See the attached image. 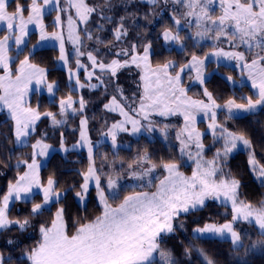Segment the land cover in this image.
Listing matches in <instances>:
<instances>
[{"label": "snow or ice", "instance_id": "snow-or-ice-1", "mask_svg": "<svg viewBox=\"0 0 264 264\" xmlns=\"http://www.w3.org/2000/svg\"><path fill=\"white\" fill-rule=\"evenodd\" d=\"M11 3L12 0H0V28L4 32L0 36V70L3 71V75H0V108L7 109L8 117L13 122L11 132L14 145L28 147L29 139L37 131V122L41 120L39 106L32 107L27 100L30 86L33 83L37 88L45 85L48 93L54 96L57 85L55 82L47 83L46 70L31 63V53L24 56L13 69V58L9 51L14 43L17 55L22 54L21 45L26 44L29 26L34 25L39 30L40 41H59V59L67 65L60 14L71 9H75V18L68 15L67 30L68 40L73 44L77 57L76 68L84 69L87 80L95 77L97 83H81L77 73L71 69L69 81L75 78L76 88H102L105 93L110 86L113 87L114 92L104 108L108 112H118L123 119L114 122L104 133L111 138L112 148L119 147L117 136L120 132L137 135L142 130L154 131L156 122L151 119L152 116L167 118L179 115L184 122L175 137L179 142L178 158L157 162L147 149L138 152L125 169L136 183L124 188L119 183L120 173L115 177L109 174L105 177L106 194L95 166V145L87 134L88 118L83 115L87 102L84 97L74 100L72 95H68L59 100V116L63 119H58L57 114L51 111L44 112L43 116L51 120L53 127L67 123L69 113L81 116L80 138L73 148L87 147L89 163L87 169L79 173L83 182L78 185L75 196L84 204L90 184L94 183L101 211L92 218L77 217L70 224L65 216V208L58 207L50 223L40 225V239L33 247L23 251L26 264H178L171 251L163 249L161 244L177 228H184L181 216L204 209L208 201H219L225 208L230 204L231 219L194 228L192 231L197 238L210 235L229 239L235 250L245 248V254L249 248H264V200L253 204L241 199V181L230 171H224L227 158L243 149L248 154L247 163L251 172L264 186V165L258 161L253 142L246 134L230 131L217 121V110L221 108L227 110V119H232L236 113H253L257 109H264V0H121L125 15H120L118 20L108 15L117 7L113 0L92 5L87 0H65V6H61V0H26L25 3L15 0V7L10 8ZM136 3L150 6L151 11L142 17L148 25L153 23V18L171 7L172 26L165 27L159 34L165 43L177 44L183 51L184 39H192L197 44L211 40L213 50L205 53L203 58L193 53L182 65L173 60L154 64L153 43L145 39L146 31L137 32L129 40L131 29L140 27L138 14L128 11L129 6ZM157 7H160V12L156 11ZM46 10L57 12L54 27L61 30L47 31L44 24ZM93 14L101 21L114 24L110 47L98 35L106 30L104 23L97 24V34L85 28L83 39L77 30L78 22L87 25ZM192 27L195 28L193 35L181 36V31ZM85 39L96 45L93 51L85 53L82 50ZM222 43H226L229 50L220 47ZM121 44L126 46L113 51ZM100 45L108 49L107 53L101 52ZM85 55L90 65L83 64L79 59ZM104 55H112L113 58L105 62ZM209 57H215L218 62L221 59L235 62L241 77L246 76L250 81L254 95L241 97L243 102L240 103L236 98H230L223 105L217 103L206 87L203 89L206 100L188 96L182 83L183 75L186 70L195 72V81L204 85V66ZM96 69H99V74ZM121 70H128L130 74L137 70L135 74L138 80L134 81L137 91L131 97L125 96L124 88L117 83ZM189 79L193 78L190 76ZM226 79L237 83L232 76ZM240 84L244 86V81L241 80ZM77 104L78 108L75 107ZM200 113L209 121L207 128L212 135L213 145L222 141L221 148L216 149L211 159L205 158V134L196 127V117ZM168 128L167 124L160 128L165 140L168 139ZM46 136L45 132L31 143L32 151L28 159H17L16 169L23 165L25 170L18 173L14 183L8 184L7 194L0 200V233L8 232L13 227L23 233L32 226V218L42 215L45 210L50 211V206L61 203L63 194L57 190L58 181L50 175L45 183L40 175L43 165L39 158L48 156L51 148L44 142ZM61 148L68 151L64 147L62 133ZM187 161L194 165L190 175L180 170ZM158 169L161 170L160 174L154 175ZM33 189L42 193L43 202L33 203L28 217L11 219L10 201H30L35 195ZM122 191L127 194L121 198ZM241 223L257 228L261 237L247 248L243 243L247 234L237 230V225ZM16 243L13 239L7 241L8 245ZM197 251L203 257V264H216L203 249ZM185 255H191L190 248H185ZM10 260L11 257L6 258L0 253V264H10Z\"/></svg>", "mask_w": 264, "mask_h": 264}, {"label": "trees", "instance_id": "trees-1", "mask_svg": "<svg viewBox=\"0 0 264 264\" xmlns=\"http://www.w3.org/2000/svg\"><path fill=\"white\" fill-rule=\"evenodd\" d=\"M20 2L25 3L26 0H20ZM87 2L90 5L98 3L102 4L103 0H87ZM113 3L116 4L117 7L111 12H114L116 17L117 13L118 15L125 14V11H122L124 10V8L121 5V0H113ZM145 5L147 4L136 3L130 5L128 11L136 12L139 15L141 13L139 11V8H142ZM147 6L150 9V6ZM14 7L15 0H12L10 8ZM26 14L27 13H25V15ZM54 14L55 11H52L44 17L47 23V29H52L53 27L51 18ZM97 22L109 24L104 21H101L98 16L93 14L92 19L87 24V27H89L90 25H94V27L92 28L93 33L95 32V29L97 27ZM143 22L147 23L146 21H141L140 23H138L140 26L139 29H131L129 40L136 36V32L145 30L142 26ZM167 22L168 21L166 20L163 23H160L159 21L156 23L153 20V23L151 25H146V28H148L149 33L148 36L145 37V39L151 40L153 43L154 54L152 59L154 64L158 62H163L165 60L175 59L178 62V65H181L188 60L191 54H204L212 46L209 43H203L202 45L194 46L190 42V39H185L187 41L185 46L187 47V49L184 48V51H179L175 48L167 49L163 45L162 38L159 36L158 33L160 29L162 30L165 27H171V25L169 26ZM109 25H111L110 28L114 27V24ZM3 34L4 32L1 28L0 36H2ZM80 34L83 39L84 36L82 35V29ZM183 35V31H181V36ZM35 40L36 34L33 32L29 37L28 44L22 51V56L29 55V45ZM111 40L112 35H110V38L107 37L105 41L111 42ZM85 46L87 45L84 44V50ZM89 47L93 50L96 45L93 44ZM99 47L101 48V50H105L104 45H100ZM57 56L58 49L55 47L42 48L31 53L30 60L45 67L47 69V77L49 78V80H56L59 86L57 88V94L55 95V101L48 100L45 94L39 95L34 92L30 104L35 107L39 106L40 112L51 111L59 115L58 100L61 97H67L69 94H73V96H76L78 95V92L73 91L69 88L68 84L66 83L65 70L56 66ZM83 58H86V55L83 56ZM19 60L20 57L16 58L13 61V68L15 67V65H17V62ZM215 67L219 73L227 74L232 77L238 76V73L235 68L226 66L224 64L215 65L212 62L208 63L206 71L212 72ZM204 87H206L210 92L213 93L214 98H216L218 102H224L230 98H236L237 102H243L241 100V97L247 95H254L252 89L247 84L244 83V86L232 87L229 85V82L224 77H222L216 72H212L210 77L205 80ZM109 91L110 90L108 88L107 93H105L102 88H98L90 91L86 90L83 93V97L85 100H87L88 105L87 112L85 113V115L88 116V126H90L91 136L94 140L97 139L100 130L105 128V121L102 118V115H105L108 121L116 120V115L114 113L105 111L104 109V103L106 100L109 99V95L111 92ZM76 121L77 120H70L69 126H73V124L75 125ZM161 121L162 119L157 120L156 123H161ZM11 128L12 122L10 118H8L4 112H1L0 200L5 194L8 184L10 182H15L18 173H22L25 170L23 165H21L20 169H16L15 164L17 162V159H28L30 157L32 151L30 145L40 134L46 132V138L51 141L54 145H59L61 142L59 137V130L61 127L49 128L45 125L43 119L41 122H39L36 133H34L30 138L31 142L29 143L28 147H21L13 144ZM229 129L237 133L243 132L244 134H246L253 142L258 161L264 164V110L261 109L246 115L234 116L232 119H229ZM5 137H8L9 139H5ZM210 137V134H205L203 137V142L208 143ZM123 138H126L129 144L128 147H120L117 150H112L108 144L103 143L96 148L94 158L95 164L98 167H101V171H99L101 179H105V177L109 174L115 177L117 173H120V181L122 183H125L124 181L129 177L125 171V169L127 168V163L131 162V160L137 155L138 152H143L145 149H147L152 159L157 162H159L161 159H163L164 161H168L171 158L179 157L177 156L175 152L176 149L174 148V145L171 143L170 140L164 142L155 138H147L146 136L134 138L130 135L126 137L124 136ZM76 140V132L66 133V137L64 138L65 143L70 144L75 142ZM169 144H171L172 148ZM207 154H209V152H207ZM105 156L107 157L106 159H104ZM9 157H11L10 160L8 159ZM247 160L248 154L244 151H239L229 158V160L225 164V167L227 169V173L230 171L232 176L241 181V198L246 201H250L253 204H258L260 201L264 200V186H261V183L256 180L255 175L250 170ZM104 161L105 165L102 166V163ZM121 162H123V168H121ZM88 163L89 161L84 151H68L65 155H61L59 152H54L50 156V158L41 168V179L46 183L47 178L50 175L53 176L54 179L58 181L57 190H64L65 193L61 198V203L50 206V211L45 210L42 215L32 218V222L39 223L40 221H45L46 223H50V220L55 214V211L58 207L65 208V216L70 224L77 217L87 216L89 218H92L95 215L100 214L101 206L96 199L94 188L90 189L87 202L83 206L78 203L75 196V192L79 190L78 185L83 182L82 177L79 175V173L87 169ZM6 164L10 166H6ZM181 169L188 173L191 168L190 166L183 165ZM123 186L124 188H128L129 185ZM124 194L127 193L122 191L121 198ZM41 200L42 196L37 193L28 202L14 201L9 208V217L11 219H23L25 217H28L31 211L32 204L39 203ZM216 208L218 207H214L212 204H207V207L198 212H195L199 214V224H204L208 221L215 222L219 220L220 216L218 214L213 213ZM192 214H188L187 216H190ZM187 216H181V218L185 219L187 218ZM188 222L192 223V221ZM190 228L187 229V231L189 236L192 238L193 242L197 245V249L200 248L205 250V253L210 258L214 259L216 264H232L231 261L228 260L227 249L224 245L227 243L228 240L218 239L217 237L197 238L196 236H191ZM29 229L30 228H28V230L22 234L17 228L13 227L8 232L0 233V251L1 253H11L12 257L10 260V264H26V261L24 259H20L18 255L24 248L25 243H27V237H25V235L30 231ZM31 235L32 232L30 233L29 237H31ZM256 235H258L257 232ZM9 239H13L17 243L15 245H8L7 241ZM173 242L175 244L176 253L180 256L181 264H203V261L198 251L195 250L196 248L194 249V247L188 242V239L183 236V233H181L180 230L177 231V236L175 237V241ZM185 248L191 249L190 256L185 255ZM247 264H264V257L256 256L252 258Z\"/></svg>", "mask_w": 264, "mask_h": 264}, {"label": "rangeland", "instance_id": "rangeland-1", "mask_svg": "<svg viewBox=\"0 0 264 264\" xmlns=\"http://www.w3.org/2000/svg\"><path fill=\"white\" fill-rule=\"evenodd\" d=\"M61 6H65V0H61ZM146 6H147V5H145L144 7H146ZM144 7L139 8V11H140L141 13H140L139 15H137V23H140L141 21H145V20L142 18L143 15H144L145 13H149V12L151 11V9H149L148 6H147L146 8H144ZM122 11H124V10H122ZM156 11H157V12H160V7H157V8H156ZM181 11H183V9H181ZM50 12H52V11H50V10H46L45 15L49 14ZM171 14H172V9H171V7H169V8H167L166 10H164L163 12H161L160 16L153 18V20H154V22H156V23H157L158 21H159L160 23H163V22H165V21L167 20V21H168V22H167L168 25H169V26H170V25L172 26ZM26 15H27V14H26ZM56 15H57V12H55V14H54V15L52 16V18H51V22H52V24H53V27H52V29H47V31H48L49 33H51L52 31L61 30V29H56V28L54 27V18H55ZM60 15H61V20H62V31H63L64 38H65V52H66V54L68 55V62H67V65H65V63L59 59V56H60V51H59V41H56V40H45V41H40V38H39V30H38L34 25H30V26H29V35L25 38V40H26V44H25V45H21V49H22V51L24 50L25 46L28 44L29 37H30L31 33H33V32L36 34V40H35L33 43H31V44L29 45V49H28V50H29V53H33V52H35L36 50H39V49H42V48H47V47H55V48H57V49H58V56H57V58H56V66H57V67H60V68H62V69L65 70V72H66V83L68 84V86H69V88H70L71 90H73V91H77V92H78V95H76V96H73V94H69V95H72V97H73L74 100H78V99L80 98V96H83V95H84V94H83L84 91H86V90H87V91H90V90H94V89H90V88L87 87V86H86L85 88H82V89H80V88H76V86H75V78H73L71 81H69V69H71L72 72L77 73V75L79 76L80 82L83 83V84H86V85L89 84V83L95 84V83H97V81H96L95 77H93V79H92L91 81H88V80H87V77H86L85 70H84V69H79V70H77V68H76V63H75V61H76L77 57L75 56L74 46H73V44L71 43V41L68 40V30H67V17H68V15H72L73 18H75V9H71V10L68 11V12L61 13ZM108 15H111V16H113V17L115 18V20H118V18H119L120 15H125V14H120V15H118V13H117V17H116L115 13H114V12H111V13H108ZM150 18H152V17H150ZM98 23H99V22L96 23V26H97ZM128 23L131 24V21H129ZM44 24H45V26H46V24H47L46 21H45V19H44ZM104 24H105V23H104ZM146 25H147V23L143 22L142 26H143V28H144L145 30H143V31H138V32H140V33H144V32L146 31V37H147L149 31H148V28H146ZM182 25H183V21H182ZM77 26H80V27H81V29H82V35H83V36H84V31H83V30H84L85 28H88L89 30H91V31L93 32V29H92V28L94 27V25H93V26L90 25L89 27H87V25L78 22V25H77ZM110 26H111V25H109V24H105V28H106V30H105L104 32H102V33H98V35H100V36L102 37V39L106 40L107 37L110 38V35H112V32H111V29H112V28H110ZM46 28H47V27H46ZM0 29H1V28H0ZM152 29H153V28H152ZM173 30L175 31L174 28H173ZM162 31H163V29H162V30L160 29L158 33L160 34ZM150 32H152V31H150ZM136 33H137V32H136ZM194 33H195V28H194V27H192L191 29H184V30H183V34H184V35H183L182 37L191 36V35H193ZM94 34H97V33H96V29H95ZM159 36H160V35H159ZM108 41H109V40H108ZM108 41H106V42H108ZM112 41H113V35H112V40H111V42H112ZM130 41H131V40H130ZM162 41H163V39H162ZM190 42H191L193 45H202L203 43H209V44H211V45L213 44V41H211V40L200 41V43L197 44L196 41L190 39ZM108 43H109V47H110V46H111V45H110V42H108ZM186 43H187V41L184 39V44H185V46H186ZM84 44L87 45V46H85V50H84L85 53H87L88 51H93V50L89 47L90 45H93V42L88 41V40L85 39V40H84ZM163 45H164L167 49L175 48V49L181 51L180 46L177 45V44H174V43H165V42L163 41ZM123 46H126V45L121 44V45H119L116 49H113V51H118V50H119V47H123ZM219 46L225 48V50H229V46H228L226 43H222V44H220ZM184 48L187 49V47H184ZM103 50H104V49H103ZM212 50H213V49H212V46H211V47L209 48V50H208L206 53H208V52H210V51H212ZM17 51H18V50H17L15 44L13 43V44H12V47H11V49H10V51H9V55L13 58V61H14L16 58H18V57H20V60H22V59L24 58V56H26V55L22 56V54L18 56V55H17ZM107 51H108V49L105 47V52H103V51H101V52H102V53H107ZM183 51H184V50H183ZM22 53H23V52H22ZM204 54H205V53H204ZM204 54H200V53H198L197 55H199V56H201V58H203ZM188 57H189V56H188ZM103 58H104L105 62H108V61H110V60L113 58V56H112V55H104ZM190 58H191V56L188 58V60H189ZM79 59L81 60V62H82L83 64H85V65H90V61H88L87 56H86V58H83V56H81V57H79ZM20 60H19V61H20ZM170 60H173V61H175V62L178 64V62H177L175 59H170ZM13 61H12V63H13ZM19 61L17 62V65H15V67L18 66ZM30 61H31V60H30ZM209 62H210V63L212 62V63H214L215 65H217V64H224V65H226V66H230V67H233V68L236 69V71H237V73H238V76H237V77H233V80H235V81L237 82V83H235V84H233L232 81H228V80L226 79V77L229 76V75H227V74H223V73H219V72L216 70V67H215V68L213 69V71H212V72H216V73L220 74L222 77H224V78L229 82V85H230V86H232V87H233V86H234V87H235V86H236V87H239V86H241L240 81L243 80L244 83L247 84V85L251 88V86H250V81L247 80V77H246V76L241 77L240 69L235 67V62H229V61H226V60H223V59H221V60L218 62V61L216 60L215 57H209V59L205 61V66H204V76H205V80H206L207 78H209L210 75L212 74L211 71H210V72H207V71H206V68H207V65H208ZM31 63L37 64V63H35L34 61H31ZM184 63H185V62H184ZM37 65H38L39 67H41V68H44V69L46 70V73H47V69H46L45 67H43V66H41V65H39V64H37ZM181 65H182V64H181ZM12 67H13V66H12ZM15 67H14V68H15ZM14 68H13V69H14ZM88 70L91 71L92 69L89 67ZM123 71H124V74H126V75H133L135 78L137 77V79H138V76L135 74L137 70H133V73H132V74H130V73L128 72V70H123ZM96 72H97V74H99V69H96ZM0 75H3V71H2V70H0ZM190 76H191L193 79H189ZM194 77H195V72H190V71L186 70V72H185V74L183 75V78H182V83H183V86L187 89V94H188V96H190V97H192V98H194V99H205V100H206V98L203 96V89L205 88L204 85H200L197 81H195ZM137 79H136V81H137ZM133 80H134V79H132L131 83H132L133 85H135V84H136V83H134L135 80H134V81H133ZM52 82H55V84L57 85V88H58V86H59L58 82H57L56 80L51 81V80H49V78L47 77V83H52ZM111 87H112V86H111ZM252 91H253V93H254V90H252ZM34 92H36V93L39 94V95H40V94H45L46 97H47V99L50 100V101H55V95L57 94V90H56V91H55V95H54V96H51V95L48 93L47 88H46L45 85H40L39 88H37V86L33 83V84L30 86V91H29V93H28V95H27V100H28L29 104H30V101H31V99H32V95H33ZM109 92H110V91H109ZM112 94H113V91L110 92L109 99L106 100L104 104H106V103H108V102L110 101ZM61 98H66V97H61ZM61 98H60V99H61ZM60 99H59V100H60ZM118 99H119V97H118ZM59 100H58V102H59ZM56 101H57V100H56ZM85 101L87 102V100H85ZM217 103L220 104V105H223V104L225 103V101H224V102H218V101H217ZM238 103H240V102H238ZM30 105H31V104H30ZM31 106H32V105H31ZM32 107H35V106H32ZM75 107L78 108V104L75 105ZM87 108H88V105H87V103H86V108H85V111H84V113H83L84 116H86L85 113L87 112ZM104 109H105V108H104ZM126 110H127V109H126ZM257 110H261V109H257ZM257 110H256V111H257ZM262 110H264V109H262ZM105 111H107V110L105 109ZM1 112H4V113L6 114V116L8 117V113H7V109H6V108H0V113H1ZM46 112H48V111H46ZM43 113H44V112H41V114H42V116H41V120L37 122V125H38L39 122H41L42 119H43L44 122H45V125H46L47 127H49V128L53 127V126H52V123H51V120H50L49 118H47V117H44V116H43ZM111 113H114V114L116 115V120H114V121H108L107 118H106V116H105V115H102V118H103L104 121H105V123H104L105 128L102 129V130H100V132H99L98 137H97L96 140H94V139L92 138V136H91V129H90V126L87 125V134H88V137H89V139L93 142V144L95 145V147H94V153H95L96 148H97L99 145L103 144V143L108 144L112 150H117V149L120 148V147H128L129 144H128L126 138H125V139L123 138L124 136L126 137V136H129V135H130V136H132V137H134V138H138V137H141V136H147V137H149V138H153V136L150 135V132H148V131H144V130H142L141 133H139V134H137V135H132L130 132H120V133L118 134V136H117V143H118L119 147L116 148V149H113V148H112V144H111V138L108 137V136H105L104 133L107 132L108 128H109L114 122L119 121V120H122L123 117L120 116L118 112H111ZM246 114H249V113H236L234 116L246 115ZM86 117L88 118V116H86ZM8 118H9V117H8ZM57 118H58V119H63V118L60 117L59 115H57ZM80 119H81V116H80V115L72 116L71 113H69V116H68V119H67V123H65V124H63V125H61V126H57L56 128L61 127L60 130H59V137H60V140H61V133H62V134H63V143H64V147L67 148L68 151H84L86 157L88 158L87 147H83V148H81V147H76V148H73V145H76L77 142L79 141V138H80ZM151 119H152L153 121H155V122H156L157 120H160V119H164V120H165V119H168V121L174 123V125H175V129L172 130V138H171V139L173 140V144L175 145V149H176L175 152H176L177 156H179V142L176 140L175 137H176V132H177L180 128L183 127V123H184V122H183V118H182V116L177 115V116H170V117H167V118H165V117H159V116H152ZM70 120H74V121L77 120V121H76V124H75V127H76L75 129H73L72 126H69ZM217 121H218V123L224 124V125L227 127V124H228L227 121H228V119H227V110H226V109L221 108V109H218V110H217ZM11 122H12V121H11ZM12 123H13V122H12ZM142 123H145V124H146L147 122H146V121H142ZM201 123H203V124H201ZM208 123H209V121L204 117V115H203L202 113L197 114V117H196V127H197L201 132H203L204 134H210V135H211L210 131H209L208 128H207ZM37 127H38V126H37ZM128 127L130 128L131 126L129 125ZM227 128L229 129V127H227ZM229 130H230V129H229ZM230 131H233V130H230ZM67 132H76L77 140H76L75 142H73V143H70V144L65 143L64 138L66 137V133H67ZM233 132H234V131H233ZM43 133H44V132H43ZM43 133H42V134H43ZM42 134H40L36 139L41 138ZM13 139H14V137H13ZM36 139H35V140H36ZM35 140H34L32 143H34ZM30 142H31V141H30V139H29L28 143H30ZM44 142L47 143V144H49V145L51 146V148L49 149V154H48V156H46V157H40V158H39V160L41 161L42 165H44V164L47 162V160L50 158V156H51L54 152H59L61 155H65V154L68 152V151H64V150L61 148V142H60L59 145H54V144H53L51 141H49L46 137H44ZM204 144H205V158H206V159H211V158L213 157V155H214L216 149H217V148H221V146H222V141L219 142V143H216L215 145H213V138H212V135H211V137L209 138L208 143H204ZM169 145H170V147H171V144H169ZM16 146H19V145H16ZM171 148H172V147H171ZM193 151H195V150L193 149ZM239 151H244V150H243V149H240V150H238V151L232 153V154L227 158V161L229 160L230 157H232L234 154H236V153L239 152ZM207 152H209V154H207ZM244 152H246V151H244ZM246 153H247V152H246ZM186 159H187V158L185 157V160H186ZM227 161H226V162H227ZM260 164H261V165H264V164H262V163H260ZM104 165H105V161L102 163V166H104ZM184 165H186V166H190V168H191L190 171L187 173V172L183 171L182 169H180V170H181L182 172H184L186 175H190V174H191V171H192V167H194V165L192 164L191 161H187V163L184 164ZM95 166H96V168H97L99 171H101V167H98L96 164H95ZM224 171H225V173H227V169H226L225 166H224ZM160 172H161V170H158L156 175H159ZM99 174H100V173H99ZM255 178H256V177H255ZM256 180H257V179H256ZM101 181H102V185H101V186H102V187H105V192H106V194H108V190H107V187H106V180H105V179H101ZM257 181L260 183L259 180H257ZM12 183H14V182H12ZM91 188H94V189H95V185H94V183H91V184H90L89 191H90ZM7 190H8V186H7V189H6L5 194H7ZM153 190H154V189H153ZM58 191H60L63 195H64V193H65L64 190H58ZM33 192H34L35 194L38 193V194H40V195L42 196V193H40L38 189H33ZM5 194H4V195H5ZM4 195H3V196H4ZM63 195H62V197H63ZM88 195H89V192H88V194H87V197H86V200H85L84 204H86V202H87ZM3 196H2V197H3ZM95 196H96V199H97V201H98V197H97L96 189H95ZM62 197H61V198H62ZM76 199H77V201H78V203H79L80 205H82V206L84 205V204H81L80 200H79L77 197H76ZM241 199H243V198H241ZM1 200H2V198H1ZM14 201H15V200H14ZM14 201H10L9 208H10V206L13 204ZM42 202H43V200H41L39 203H42ZM98 203H99V201H98ZM207 204H212L214 207H218V208L215 209V211H213V213L218 214V215L220 216V219L217 220V221H215V222L208 221V222H205V223H224V222H226V220H230V219H231V215H230V207H231V206H230V204L228 205L227 208L221 206L219 201H208ZM100 206H101V205H100ZM211 215H212V214H211ZM189 217H190V218H189ZM198 217H199V214H198V213H194V214H192V215H190V216H187V218L183 217V218H185V219L180 218V220H181V221L183 222V224H184V228H183V229L177 228L176 232H175L174 234H170L169 236H166V237L164 238V241H163L162 244H161V247H162L163 249H166V250L171 251L173 257L177 260L178 264H181V262H180V258H179L180 256H179V254L176 253L175 244H174V242H173V241H175V237L177 236V231L180 230V232L183 233V236L186 237V238L188 239V242L194 247V249L196 248L195 250L200 249V248L197 249V245L193 242L192 238L189 236L188 231H187V229H189V228L191 227V228H190V230H191V236H196V234H194L192 230H193L194 228H196V227H203V225L205 224V223H204V224H199V222H198ZM208 217H209V216H208ZM188 221H192V223H190V222H188ZM45 223H46L45 221H40L39 223L32 222V226L29 227V228H30V229H29L30 231H29L28 233H26V235H25V237H27V243H25L24 248L21 250V252H20L19 255H18V257H19L20 259H24V258L22 257V253H23V251H24L25 249H28V248L33 247V246L36 244V242L40 239L39 227H40L41 224H45ZM187 224H188V225H187ZM191 225H192V226H191ZM27 230H28V229H27ZM27 230H26V231H27ZM237 230H243V232L246 233V234H248L250 230H251L252 232H254V234H256V232L258 233V229H257V228H254L252 225H248V224H244V223H241V224L237 225ZM31 232H32V235H31V237H29V235H30ZM23 233H25V232H23ZM23 233H22V234H23ZM203 237H211V236H210V235H205V236H203ZM253 237H255V235H253ZM217 238H218V239H222V238H219V237H217ZM257 239L259 240V239H261V237L258 236ZM28 240H29V241H28ZM223 240H227V239H223ZM228 240H229V239H228ZM229 241H230V240H229ZM248 241H250V240L244 238V240H243L244 245L247 244ZM230 247H232V246H230ZM245 247H247V246L245 245ZM244 249H245V248H244ZM1 250H2V249H1ZM262 250H263V248H262L260 251H262ZM2 251H3V250H2ZM204 252H205V250H204ZM0 253H1V251H0ZM2 253H3V252H2ZM198 253H199V252H198ZM254 253H256V252H254ZM254 253H250V254H249V257H250V258H247L245 261H244L242 258H239V261H235V258L233 259V258L231 257V263H232V264H247V263L251 260V258L254 257ZM3 255H4L6 258H8V257H12L11 253H10V254H9V253H3ZM199 255H200V254H199ZM230 256H231V255H230ZM200 257H201V259H202V261H203V257H202L201 255H200ZM157 259H159V258H157ZM242 260H243V261H242Z\"/></svg>", "mask_w": 264, "mask_h": 264}, {"label": "flooded vegetation", "instance_id": "flooded-vegetation-1", "mask_svg": "<svg viewBox=\"0 0 264 264\" xmlns=\"http://www.w3.org/2000/svg\"><path fill=\"white\" fill-rule=\"evenodd\" d=\"M132 79H134L136 81L137 77L135 78L133 75H126V74H124V71L123 70H121V72L118 73L117 83H119V85H121L124 88V95L125 96H128V97H131L132 93L137 91L136 84L133 85L131 83ZM111 88L113 89V87H111ZM164 124L169 125V128H168V138H169L170 135L172 134V130L175 129V125H174V123L168 121V119L162 120L160 124L159 123H156L155 130L152 131V132H150V134L153 136V138L159 139L161 141L166 142L168 139L165 140L163 134L160 131V128L163 127ZM228 125L229 124H227V126ZM124 182H125V185H128V184L129 185H133V184L136 183V181H133L130 177H128ZM245 238L250 240V241H248V244L247 245L245 244L247 247L249 245H251L252 242L257 241L255 239V237H253L250 232L245 236ZM229 249L230 248H228V250H227V256H228V260L229 261H231V257L233 259L235 258V261H239V258H242L245 261L247 258H250L249 257V254L250 253H254V252H252V249L251 248H249V250L247 251V254H245V249L244 248H240L238 251L235 250V249H233V250H229ZM260 250L257 251V253H255L254 257H256V256L264 257V248H263L262 251H260Z\"/></svg>", "mask_w": 264, "mask_h": 264}, {"label": "crops", "instance_id": "crops-1", "mask_svg": "<svg viewBox=\"0 0 264 264\" xmlns=\"http://www.w3.org/2000/svg\"><path fill=\"white\" fill-rule=\"evenodd\" d=\"M78 29H79V32L81 33V27L80 26H78Z\"/></svg>", "mask_w": 264, "mask_h": 264}]
</instances>
